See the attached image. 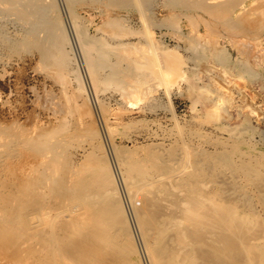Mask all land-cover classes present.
Wrapping results in <instances>:
<instances>
[{"label": "rangeland", "instance_id": "rangeland-1", "mask_svg": "<svg viewBox=\"0 0 264 264\" xmlns=\"http://www.w3.org/2000/svg\"><path fill=\"white\" fill-rule=\"evenodd\" d=\"M218 1L0 0V228L5 234L0 246L10 248H0V264H53L46 261L43 241L60 233L62 221L89 212L75 197L59 208L49 193V200L44 197L52 209L48 215L68 209L52 217L57 220L48 232V215L32 212L33 202L22 190L29 167L39 159L38 147L27 144L30 135H53L58 127L53 138L63 148L59 145L54 154L61 160L56 173L69 166L78 170L87 152L102 148L135 263L145 264L131 211L140 194L123 188L118 167L129 154L142 158L150 151L175 150L178 158L187 151L222 156L238 136L243 155L231 154L232 162L252 160L260 175L249 181L247 172L212 171L204 188L223 189L243 211L250 208L264 230V0H239L242 8L232 11L203 7ZM151 64L155 72L163 67L159 75ZM44 170L40 167L37 175ZM150 174L157 170L151 168ZM243 189L252 196L245 202ZM72 207L76 212L69 211ZM75 228L65 227L73 235L69 244L80 240L79 232L71 231Z\"/></svg>", "mask_w": 264, "mask_h": 264}, {"label": "bare ground", "instance_id": "bare-ground-1", "mask_svg": "<svg viewBox=\"0 0 264 264\" xmlns=\"http://www.w3.org/2000/svg\"><path fill=\"white\" fill-rule=\"evenodd\" d=\"M224 1L220 0L214 5L212 3L204 4L203 7L206 11L214 12L220 8L232 11L238 5L240 8L243 6L242 2H238L239 0ZM55 37L58 38L59 36L56 35ZM57 49L59 48L57 47ZM149 59L153 60L154 58ZM158 65L155 63L154 66L157 68ZM162 69L163 67L155 73L159 75ZM61 128L58 127L59 130ZM55 132L53 133L55 134ZM45 133L49 132L45 131ZM45 133L41 135L36 133L37 137H33L34 140L31 134L30 138L32 139L29 138L27 143L28 146L31 144L32 149L38 147V150L35 148V152L38 151L39 155L38 161L29 167L22 184V190L26 194L27 200L33 202L31 211L42 210L44 216L48 215V211L52 209L47 207L45 204L47 200L45 201L44 197L47 198L46 195L49 196V193L56 197L59 208L64 200L75 197L89 209L87 215L80 216L79 220L76 216L73 218L70 215L71 218L57 225L58 229L61 227L60 233L49 236L43 241L44 248H46V261L53 262V264H137L132 257L133 255L135 257L136 251L129 241V229L127 230V224L126 226L124 224L125 216L115 192L114 180H112L111 172L106 168L104 157H101L103 155L98 151L102 148H94L90 150V153L87 152L88 154L85 156L87 159H82L84 164L89 156L92 155V157H89L91 163L89 164L87 161L88 164H85V167H83L84 164H80L81 167L78 165V170L76 166L72 169L69 168L70 166L68 168L63 167V170L57 169L58 172L56 173L57 163L61 160L57 158L58 161L56 159L58 155L54 154L57 153V149L61 150L62 145L58 144V142L61 143L60 140L57 142L54 140V134ZM48 136L53 138V143L50 138L51 143L49 142ZM59 145L61 146L59 147ZM243 145L244 141L238 136H234L230 148L224 151L222 156L209 157L204 151L193 152L194 154L191 153V156L187 151L178 158L175 150L171 153L167 151L168 154L166 155L150 151L142 158L130 154L127 158L121 156L122 160L120 159L118 162V167L121 166L120 168L124 173L123 188L133 187L130 189L139 190L140 194L139 204L134 205L132 203L131 211L135 216L133 219L136 220L135 224L138 229L136 230L138 231L137 235H139L141 258L145 264H264V230L260 228L261 221L259 218L250 208L243 211L239 208L240 204L228 200L223 195V189L216 187L211 191H206L203 184L212 171L217 172L225 169L237 174L238 172H247L253 179V176L258 177L260 175L259 164L256 162L253 164L250 162L252 160L249 161V159L232 162L233 155L230 158L231 154L243 155ZM47 154L49 157H55V159L51 157L48 159ZM244 155L246 154L244 153ZM189 156H191L190 161H188ZM262 164L264 165V161ZM40 167L48 172L44 170L38 176L37 171ZM151 168L156 169L157 174L150 177ZM54 172L57 174V178L51 181L50 177L51 174H55ZM123 175L121 174V176ZM252 178L249 181H253ZM245 180L247 179L245 178ZM235 190L237 189L235 188ZM132 193L129 190L127 192L129 201L132 200ZM250 196L249 190H244L240 195L244 202ZM129 201L128 203H130ZM66 207H61L62 210H58L55 214H50L45 218L48 221L44 228L45 231H52L54 228L52 222L61 216L63 210L67 212L68 208ZM126 208L128 207L126 206ZM73 209L76 212L75 207L69 211L72 213ZM33 214L35 215V213ZM52 217L57 219L53 220ZM73 225H76L77 228L71 231L79 232L80 240L78 243L69 244L73 235L67 234L69 231L65 230V227H72ZM3 235L5 234L0 228V236ZM225 242L231 243L230 246L225 248ZM7 243L15 249L11 239H8ZM113 243H117V246H114ZM0 248H9V246L2 244ZM122 252L126 254L124 258Z\"/></svg>", "mask_w": 264, "mask_h": 264}]
</instances>
